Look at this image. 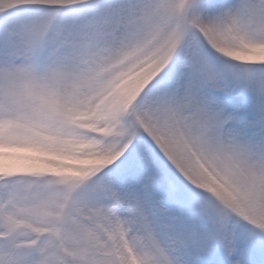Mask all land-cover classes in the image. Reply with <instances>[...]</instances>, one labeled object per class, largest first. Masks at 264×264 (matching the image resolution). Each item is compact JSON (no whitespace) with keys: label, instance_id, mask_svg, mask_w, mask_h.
<instances>
[{"label":"snow or ice","instance_id":"snow-or-ice-1","mask_svg":"<svg viewBox=\"0 0 264 264\" xmlns=\"http://www.w3.org/2000/svg\"><path fill=\"white\" fill-rule=\"evenodd\" d=\"M0 264H264V0H0Z\"/></svg>","mask_w":264,"mask_h":264}]
</instances>
